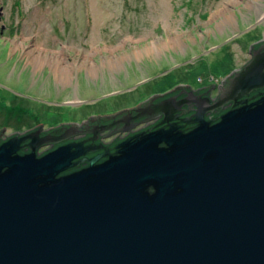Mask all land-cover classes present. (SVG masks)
Instances as JSON below:
<instances>
[{
    "label": "water",
    "instance_id": "1",
    "mask_svg": "<svg viewBox=\"0 0 264 264\" xmlns=\"http://www.w3.org/2000/svg\"><path fill=\"white\" fill-rule=\"evenodd\" d=\"M252 55L213 102L178 86L181 100L105 117L125 115L121 132L161 117L111 146L98 126L75 140L86 121L0 143V264H264V92L249 96L264 88V44Z\"/></svg>",
    "mask_w": 264,
    "mask_h": 264
},
{
    "label": "rangeland",
    "instance_id": "2",
    "mask_svg": "<svg viewBox=\"0 0 264 264\" xmlns=\"http://www.w3.org/2000/svg\"><path fill=\"white\" fill-rule=\"evenodd\" d=\"M255 1L264 6V0H0V130L77 125L178 86L218 85L247 59L242 48L264 35L258 24L264 8L258 21L247 15ZM27 53L57 59L68 84L56 80L51 60L34 69Z\"/></svg>",
    "mask_w": 264,
    "mask_h": 264
},
{
    "label": "flooded vegetation",
    "instance_id": "3",
    "mask_svg": "<svg viewBox=\"0 0 264 264\" xmlns=\"http://www.w3.org/2000/svg\"><path fill=\"white\" fill-rule=\"evenodd\" d=\"M253 6L255 8L256 7L257 8L254 9V10H251V11H247V15H248V17L252 16V18H255V20L258 21V17H259V14H260L259 10L261 8H264V6H263L262 2L260 3V2H257V1L254 2ZM255 10H257L259 12L256 13ZM261 19H263V17ZM261 19H259V20H261ZM258 24H263L264 25V22H261V23L258 22ZM262 31L264 32V26H263V30ZM262 44H264V35H263V33H262V37L260 36L258 39H256L255 42H251L250 45L246 46V48H242V51L244 49H247V51H246L247 59L236 70L241 69L247 63H249L252 60L253 50L258 48ZM236 70H234V71H236ZM233 72H231L230 74H233ZM49 74H51V72H49ZM229 75H227L225 78H223V80L218 85H215L212 88H205V89L193 90V91L196 94H205V95H207L209 97L210 101L213 102V101H215L217 99L218 92H219V87L223 85L221 83H223V81H225V79H227V77H230ZM52 78H54L53 75H52ZM179 91H180V89L178 91L172 90L171 94L165 96V98H168V97H171V96H178L177 99L181 100L184 97V95H179ZM261 91L264 92V88L262 90H260V91L253 90L249 94V96H254L256 93L261 92ZM153 96H155V95L148 96L147 98L150 99ZM146 99H144L143 101L139 102L138 105H141V106L146 105L147 102L149 101L148 99L147 100ZM158 101L156 100L155 103H157ZM231 105H232V103H227V104L224 105L223 109L227 110L228 108L231 107ZM134 107H136V106H134ZM131 108H133V107H131ZM131 108H129V109H131ZM186 108H187V106H183L182 110H186ZM218 111H221V110L215 109L212 112H208L206 117H216V116L219 115V114L216 115V113H218ZM28 114H29V112H28ZM124 116L125 115L117 116L115 119L109 120V121L103 120V119H105V117H102V118L93 117V118H99L100 119V122L98 124L97 123H90L89 120H88L89 118H88L86 120V122H87L86 128L84 126H80V128H79L80 132L77 135L73 136V138H75V140H77V141L86 140L87 138L91 137V135L88 132L91 129H93L95 126H98L100 128H104V130L98 133V139L96 140V144L97 143H102L104 145L111 146L114 143L126 138L127 136H129V135H131L133 133L139 132L141 130H144V129H147V128L153 126L154 124H156L161 119V117L158 114H155V115L151 116L149 119L144 118V117H142V118H134L128 123V126L132 127V128L129 131L121 132L120 131V128H121L120 120ZM133 116L135 117V114H133ZM39 128L41 129V127L39 125L37 126V124H36V127L29 128V129H27L25 131L9 130L8 133H5L4 130H1L0 131V143L8 140L9 138H11V137H13V136H15L17 134L19 136L26 135V134H28V133H30L32 131H35V130H37ZM41 131H43V130L41 129ZM50 131L51 130H44L40 134V136L42 137V136H44V134L49 133ZM65 142H68V140L65 141ZM63 143L64 142H60V144H63ZM28 144H29V141H25V142L20 144V146H21V149L19 151L20 154H24V153L29 151L28 148H27ZM58 145L59 144H52L51 143L49 145H46V146H48V148H46V150H44L42 152H39L40 148L42 147L41 146V147H39L36 150V153L38 155H43L44 153L49 152L50 150H52L53 148L57 147ZM92 155H93L92 153H88L86 156L87 157H91Z\"/></svg>",
    "mask_w": 264,
    "mask_h": 264
},
{
    "label": "bare ground",
    "instance_id": "4",
    "mask_svg": "<svg viewBox=\"0 0 264 264\" xmlns=\"http://www.w3.org/2000/svg\"><path fill=\"white\" fill-rule=\"evenodd\" d=\"M27 57L29 58V61L34 67V69H38L42 67L48 60H51L53 63H51V61H48L49 62L48 65L50 66V70L54 73V75L56 74V80L63 84H68L69 74L66 71L61 70V68H59V65H58L59 62L57 59H53V58L51 59L50 57L43 58L42 56L33 57L29 53H27Z\"/></svg>",
    "mask_w": 264,
    "mask_h": 264
},
{
    "label": "trees",
    "instance_id": "5",
    "mask_svg": "<svg viewBox=\"0 0 264 264\" xmlns=\"http://www.w3.org/2000/svg\"><path fill=\"white\" fill-rule=\"evenodd\" d=\"M221 113V111H218V113H216V115H218V114H220Z\"/></svg>",
    "mask_w": 264,
    "mask_h": 264
}]
</instances>
